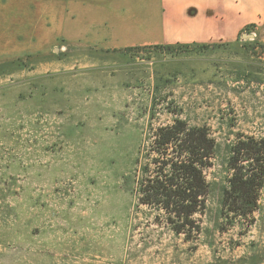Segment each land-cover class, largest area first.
<instances>
[{
	"label": "rangeland",
	"instance_id": "rangeland-1",
	"mask_svg": "<svg viewBox=\"0 0 264 264\" xmlns=\"http://www.w3.org/2000/svg\"><path fill=\"white\" fill-rule=\"evenodd\" d=\"M75 2L0 0V264H264V178L251 221L222 215L233 145L264 138L261 28L104 51ZM176 120L214 141L190 237L138 201L153 135Z\"/></svg>",
	"mask_w": 264,
	"mask_h": 264
},
{
	"label": "trees",
	"instance_id": "trees-1",
	"mask_svg": "<svg viewBox=\"0 0 264 264\" xmlns=\"http://www.w3.org/2000/svg\"><path fill=\"white\" fill-rule=\"evenodd\" d=\"M213 153L214 141L205 128H188L176 120L157 129L138 186L139 204L161 211L175 233H185L186 228L188 237L197 233L194 216L205 208L208 184L204 170L211 166ZM228 167L231 175L222 215L249 222L264 178V138L238 137Z\"/></svg>",
	"mask_w": 264,
	"mask_h": 264
},
{
	"label": "crops",
	"instance_id": "crops-1",
	"mask_svg": "<svg viewBox=\"0 0 264 264\" xmlns=\"http://www.w3.org/2000/svg\"><path fill=\"white\" fill-rule=\"evenodd\" d=\"M77 2L72 5L73 14L91 16L84 19L82 32L88 31L89 44L104 51L148 46L232 45L249 25L261 28L259 42L264 43V0Z\"/></svg>",
	"mask_w": 264,
	"mask_h": 264
},
{
	"label": "water",
	"instance_id": "water-1",
	"mask_svg": "<svg viewBox=\"0 0 264 264\" xmlns=\"http://www.w3.org/2000/svg\"><path fill=\"white\" fill-rule=\"evenodd\" d=\"M246 37H251V36H247V35H246Z\"/></svg>",
	"mask_w": 264,
	"mask_h": 264
}]
</instances>
